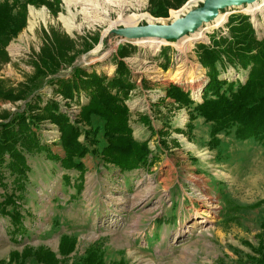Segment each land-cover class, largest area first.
<instances>
[{
	"label": "rangeland",
	"instance_id": "rangeland-1",
	"mask_svg": "<svg viewBox=\"0 0 264 264\" xmlns=\"http://www.w3.org/2000/svg\"><path fill=\"white\" fill-rule=\"evenodd\" d=\"M59 1L56 15L44 5H27L26 26L6 47L10 60L0 64V79L17 92L34 73L32 59L42 45L43 31L50 27L74 39L79 51L85 42L91 48L77 54L71 66L59 69L56 75L39 77L34 86L23 88L20 99L0 100V121L7 113L9 119L20 112L36 113L27 111L36 97L41 99L39 107L54 101L69 122L78 121L87 96L80 92L66 98L54 91L50 79L69 77L72 67L109 77L115 72L117 58L124 62L132 83L124 99L127 124L136 140L147 142L152 164L120 172L104 165L97 154L88 153L82 158L85 171L79 177L78 171L63 169L51 158L52 154L62 156L63 151L57 126L43 120L35 133L47 150L25 154L30 170L20 184L23 188L15 190L19 185L13 176L4 167L0 170V203L13 193L15 208L9 205L6 210L18 213L21 222L14 231L9 217L0 214V261L7 262L12 251L21 253L26 247L39 246L62 258L58 243L66 235L75 239V245L62 264L80 262L88 247L99 250L104 264H255L251 259L264 254V146L235 139L233 129L217 134L214 146L210 143L211 124L197 118L187 125V109L166 97V89L177 84L194 97L193 85L203 88L208 81L196 46L210 45L213 35L229 36L226 23L233 15L248 16L257 37H263L264 9L251 14L247 2L230 4L218 10L226 16L222 25L203 21L194 30L203 37L194 39L188 31L149 47L134 43L141 38L137 31L169 26L202 8L205 1L187 0L181 7L169 9L165 17L153 16L148 0ZM30 8L41 12L30 16ZM133 14V28L119 21ZM66 16L73 27L65 26ZM122 46L129 53L119 57ZM222 73L219 78L235 82L236 87L247 71L228 65ZM102 123L93 116L90 126L78 124L83 130H96L89 137L97 144H89V149L99 151L105 144ZM78 139L83 141V134ZM201 177L207 180L202 182ZM196 220L200 221L194 223ZM22 264L39 263L30 257Z\"/></svg>",
	"mask_w": 264,
	"mask_h": 264
},
{
	"label": "trees",
	"instance_id": "trees-1",
	"mask_svg": "<svg viewBox=\"0 0 264 264\" xmlns=\"http://www.w3.org/2000/svg\"><path fill=\"white\" fill-rule=\"evenodd\" d=\"M186 1L148 0V10L155 17H165L169 9H177ZM59 3V0L0 2V64L10 60L6 47L26 26L27 5H44L52 15H56L60 10ZM226 25L229 36L214 37L213 35L210 45L201 43L196 46L198 60L206 70L208 79L202 88L201 100L195 102L190 91L177 84H171L166 89V97L176 101L180 108L187 109V125L192 124L197 118H202L211 124L210 143L214 146L218 144L217 134L227 133L231 129L235 139L250 140L264 146V36L257 37L246 15L228 16ZM90 48L91 44L85 42L79 51L75 47L74 39L53 27H50L48 32L43 31L42 45L32 59L34 73L26 77L17 92L15 88L7 87L0 79V100L20 99L21 94H24L23 88L34 86V82L39 77L56 75L59 69L71 66L77 54ZM130 48L135 50L134 46ZM128 53L124 46L118 50L119 57ZM115 64V72L109 77L95 71L89 72L81 67H72L69 77L50 79V83L56 86L54 91L66 98L72 99L74 94L78 95L80 92L87 96L88 100L80 105L79 120L74 123L69 122L65 114L58 112V106L54 101H48L43 107H39L41 99L38 97L27 110L36 113L26 115L20 112L13 119H9L8 113L2 116L0 170L4 167L9 175L13 176V181L19 185L15 190L23 188L20 184L26 180L30 170L25 154L47 150L35 133L36 127L43 120L55 124L59 132V144L63 155L52 154L51 158L58 161L63 169L78 171L79 177L85 171L82 158L88 153L97 154L104 165H111L120 172L146 168L152 164L147 142L136 140L127 124L128 109L124 99L132 88V83L128 79L124 62L116 58ZM228 65L235 70L247 71L245 80L239 82L236 87L235 82L219 78ZM93 116L103 122L102 138L105 144L99 151L89 149V144H97L96 140L89 137L90 133L96 130L86 131L78 125L83 123L90 126ZM141 120L147 122L144 117ZM189 127L191 128V125ZM81 134L84 136L83 141L78 139ZM1 175L0 172V178ZM13 198V193L4 197L0 203V214L9 217L15 231L20 228L19 214L6 210L9 205L15 208L16 202ZM261 202L264 203V199ZM74 245L73 237L62 235L58 243V254L62 258H58L57 253L44 246L26 247L21 253L12 251L8 261L2 260L0 264H10L11 261L18 260V264H22L30 257L39 264H62L63 258L72 252ZM251 262L264 264V254L260 258H252ZM72 264H104V262L99 250L88 247L81 261Z\"/></svg>",
	"mask_w": 264,
	"mask_h": 264
},
{
	"label": "water",
	"instance_id": "water-1",
	"mask_svg": "<svg viewBox=\"0 0 264 264\" xmlns=\"http://www.w3.org/2000/svg\"><path fill=\"white\" fill-rule=\"evenodd\" d=\"M249 1L252 0H205L202 8L191 11L184 18L177 19L169 26H153L147 29H142L137 31L136 36L141 38H172L188 31H194L203 21L211 20L220 8L234 3Z\"/></svg>",
	"mask_w": 264,
	"mask_h": 264
},
{
	"label": "bare ground",
	"instance_id": "bare-ground-1",
	"mask_svg": "<svg viewBox=\"0 0 264 264\" xmlns=\"http://www.w3.org/2000/svg\"><path fill=\"white\" fill-rule=\"evenodd\" d=\"M64 1H67V0H64ZM76 1V0H75ZM83 0H77L76 2H82ZM107 1H109V0H107ZM113 1V0H112ZM190 1H195V0H190ZM200 1H202V2H204L205 0H200ZM74 2V1H73ZM110 2V1H109ZM83 3H85V2H83ZM248 4H249V12L251 13V14H254L257 10H260V9H264V0H260V1H258V0H252V1H249V2H247ZM72 4V3H71ZM86 5H88V6H90V8H92V6H91V4H89V3H85ZM233 5V4H232ZM234 5H239L238 3H236V4H234ZM88 8V7H87ZM87 8H84V9H87ZM90 8H88V9H90ZM43 10V9H42ZM40 12H41V10H40ZM40 12H37V11H35V9L34 8H30V11H29V13H30V16L31 15H34V14H37V15H39L40 14ZM176 12H178V11H176ZM174 13V12H173ZM85 15H86V13H85ZM70 16V15H69ZM119 16V15H118ZM122 16V15H121ZM143 16H145V15H143ZM147 16V15H146ZM35 17V16H34ZM67 17V16H66ZM65 17V18H66ZM150 19L152 18V17H150V16H148ZM118 18V17H117ZM135 19H136V17L134 16V14L133 15H128L126 18H119V21H121L122 23H124L125 24V26L128 28V27H132L133 26V24H134V22H135ZM63 20L65 21L64 23L66 24L65 26H67V27H73V25H71V22H70V20H69V18L67 17V19L65 20L64 18H63ZM116 21V20H115ZM226 21V16H225V13H223V12H220V11H218L212 18H211V20H208V21H204L205 23H209V22H213L214 23V26H219V25H222L224 22ZM33 23V22H32ZM120 23V22H119ZM29 24H30V22H29ZM73 24V23H72ZM33 26V25H32ZM112 26V25H111ZM110 25H109V28L111 27ZM201 26V25H200ZM200 26H198V29L200 28ZM133 28V27H132ZM191 33L194 35L193 36V38L194 39H197V38H201V37H203V34L202 33H198V32H195V31H191ZM191 38V37H190ZM163 42H165V40L164 39H162V38H155V37H145V38H139V39H136V41H134V43H137V44H141V45H146V46H155V45H158V44H161V43H163ZM168 43V42H167ZM200 90H201V86H196V84H194L193 85V95H194V97H197L198 95H199V93H200ZM185 121V120H184ZM208 157V156H207ZM206 157L204 156L203 157V160L202 161H204V159H205ZM37 163V162H36ZM203 163V162H202ZM35 164V163H34ZM38 165V164H37ZM34 167V166H33ZM188 174V173H187ZM220 174V173H219ZM190 175V174H189ZM221 175V174H220ZM219 175V176H220ZM214 176H218V175H214ZM195 178V177H194ZM197 178V177H196ZM200 178V177H199ZM205 179H206V177H201V181L203 182V181H205ZM200 180V179H199ZM207 180V179H206ZM200 182V181H199ZM197 186V185H196ZM202 186V185H201ZM206 187V186H205ZM193 188H195V187H193ZM204 188V187H203ZM191 190V189H190ZM194 190V189H193ZM195 193V192H194ZM193 193V194H194ZM197 193V192H196ZM199 193V192H198ZM205 193V192H204ZM206 194V193H205ZM191 195V194H190ZM202 195V194H201ZM196 196H199V195H196ZM205 198V197H204ZM206 201V200H205ZM199 217V216H198ZM200 220H196V222H194V223H197V222H199ZM193 224V223H192Z\"/></svg>",
	"mask_w": 264,
	"mask_h": 264
},
{
	"label": "built area",
	"instance_id": "built-area-1",
	"mask_svg": "<svg viewBox=\"0 0 264 264\" xmlns=\"http://www.w3.org/2000/svg\"><path fill=\"white\" fill-rule=\"evenodd\" d=\"M205 79H206V78H204V83H205ZM201 90H202V87H201ZM201 90H200V93H199V95H198L197 97H192V99H193L195 102H199V101L201 100Z\"/></svg>",
	"mask_w": 264,
	"mask_h": 264
},
{
	"label": "crops",
	"instance_id": "crops-1",
	"mask_svg": "<svg viewBox=\"0 0 264 264\" xmlns=\"http://www.w3.org/2000/svg\"><path fill=\"white\" fill-rule=\"evenodd\" d=\"M110 76V75H109Z\"/></svg>",
	"mask_w": 264,
	"mask_h": 264
}]
</instances>
